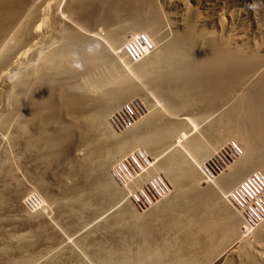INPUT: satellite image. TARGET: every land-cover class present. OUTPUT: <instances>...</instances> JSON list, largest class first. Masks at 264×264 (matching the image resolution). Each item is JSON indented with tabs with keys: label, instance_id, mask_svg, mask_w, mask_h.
Wrapping results in <instances>:
<instances>
[{
	"label": "rangeland",
	"instance_id": "rangeland-1",
	"mask_svg": "<svg viewBox=\"0 0 264 264\" xmlns=\"http://www.w3.org/2000/svg\"><path fill=\"white\" fill-rule=\"evenodd\" d=\"M67 2H71V0H42L36 16L37 19L35 18L34 20L35 24H37L33 23L34 25L32 26V30H35L33 32L35 33L34 38L32 34L31 37L33 39L30 37L28 41L22 42L24 46L21 43L20 47L19 45H16L18 48L16 46L13 47L10 50L9 62L5 67L2 66L0 68V118L3 122L6 120L5 118H8L5 121L7 123L0 121V264H106L107 262L117 261L124 254L135 253L140 248L145 251L146 248L149 249V245L152 249L157 250L167 247L168 242L182 241L186 243L187 240H193L197 244L194 243L196 246H190L191 248L187 247L191 251L183 249L182 256L187 258L199 256L198 258L200 259L202 255L207 256L205 253L208 251L205 250L212 244L211 240L217 243L219 239L226 240V242L220 244V248L218 247L215 252L211 253L210 256L208 255L209 257L200 264H264V226L257 233L260 237H256V234L255 236H248V241H243L244 243H242L239 238L228 240V236H223L222 227L217 226L218 224L213 222L214 218H212L211 222L209 219L211 217L207 219L208 221L205 219L201 220L204 217H200L199 222L201 223L196 229L193 224L191 226L187 224L186 226L187 221H185L186 223L182 221V214L184 215V213L178 209H175L170 215H164L165 217L152 218L151 226L154 229L151 227L153 231L149 234L150 237H146V242H143L145 240H143L142 234H138L139 230L135 223V215H132L133 211L143 213L152 208L155 203L165 200L173 191L178 193L169 175L155 170L153 166L155 163L165 161L177 154L181 158H183L182 155H187L188 151L185 146L174 144L175 137L161 144L159 143V145L157 144L156 147L153 146L151 149L139 144L129 148L125 152L126 154L109 157L108 149L92 153L88 152L89 145L85 140L86 133L84 132L88 129L90 122L82 116L81 118L78 117L79 119L76 118V120L72 119V124H74L73 126L76 129H74L70 137L68 136L60 144H56L57 146L53 145L51 147L50 144L47 142L45 144L41 140L42 131L40 132V126L35 122H28L30 125L27 123L25 126L27 129L22 131L25 127L22 128L24 122L21 120L24 118H20L22 115L18 116L20 113L13 111V105L4 96L6 95V86L9 82L8 77L10 75L15 77L17 72L21 71L20 73H22L25 68L27 70L30 69L32 72L35 70V73H32L34 78L31 76V82H29L26 90L28 96L25 94L26 97L24 96L23 98L27 102V97L29 98L31 95H29L30 91L33 92V88H35V85L32 89L31 86L36 83L34 80L37 70L40 68L39 65L43 63L40 59L41 56L43 59L46 53L48 54L56 49L64 50L66 46L67 48H73L72 50H77L75 54L78 56H76V59L78 58L80 61L78 63L84 64L87 60L83 43H77L75 40L73 43H76L75 45L77 46L72 45V41L65 38L63 29L59 28V24L55 20V10L65 9ZM103 2L101 23L97 20L95 21L96 24L93 22L94 25L90 24V22L86 24L79 18V14L70 15L69 18L63 14V18L67 19V21L65 19L66 23L71 22L70 25H74H71L72 27L75 28L77 26L78 32L86 36H94V38L100 40L114 56L116 52L114 53L113 50L117 51L119 55L116 56V61H119L118 65L120 66L118 76L129 77L145 88H142L141 91L144 90L147 93L149 90L148 93L150 95L143 94L142 96L143 92L141 93L140 91L141 94L134 95L128 101L122 102L120 104L122 106L118 105L116 107L117 109L125 108L126 110L128 109L127 107H134L139 111L137 118L129 120L130 123L125 127L123 124L124 120H126L124 116H121L120 120L117 119L118 123L111 117V114L117 110L115 108L114 110L110 109L106 113V119L101 122L103 127L100 125L102 129L99 130L119 132L127 128L133 121L135 122L136 119H142L147 114L161 109L160 111L163 114L165 113L166 117L176 120L183 116L182 112L187 113L188 116L184 117H191V122L197 124L192 130H189L191 125H186L187 128L184 129V132L186 134L190 133L188 135L189 138L196 137L203 144H210L217 136L215 126L220 121H224L225 112L230 107L232 108L237 101L235 100L237 94L235 95L234 93L231 96H226V98L223 97L217 101L218 105L214 104L215 106L208 108L206 113L201 114L192 107V98H190L188 104L184 105L181 102H177L178 100L175 101L176 99L172 95L167 94L168 92H164V89L163 91L159 90L161 88L153 89L147 83L141 85L144 71H138L135 68L136 65L138 66L137 63L139 61L135 63L128 62V64H131L129 66L123 62L125 58L121 49L123 43H110V38L107 34L111 30H116L120 35L127 34L126 36H129L130 31L135 29L140 31L138 33L149 31L153 36H164V38H167L166 35H172L173 31H182L186 27L191 26L189 32H192V38L196 42H201L206 37L211 40L224 39L237 44L243 56L250 54L251 47H255V55L262 57L264 56V0H103ZM70 17H72V20H70ZM146 21L149 23L147 24ZM106 35L107 37L104 38ZM67 48L65 49L67 50ZM82 50L84 51L82 52ZM231 55L235 57V55ZM105 64L107 63L105 62L104 65L102 64L100 65L101 67H98L100 73L104 69L103 73H108V67H105ZM260 69L261 73L264 74V64ZM91 76L82 74V77L80 76L76 81H80L81 85L84 84L83 86L88 88L91 83L96 82L90 81L93 78ZM94 77L98 80L97 76L94 75ZM85 81H89L88 84ZM213 86L215 88L214 91H221L219 83H214ZM149 96L151 97L149 98ZM149 101L151 105H156L155 107H160V109L153 110L152 108L155 107L151 106ZM152 101L154 102L153 104ZM146 106H148V109ZM9 107L10 109H8ZM7 110L10 114H8ZM2 116H5L3 117L5 120H2ZM18 118L19 120L17 121ZM223 121L220 125L224 127L226 124ZM225 122L227 123V120ZM53 123L47 124L46 132L48 131L47 133L49 134L56 133L57 135L55 131L58 130L59 133V127ZM35 124L38 126L36 127ZM95 130H98L97 127ZM228 140L235 142L233 141L234 139L227 138L218 148L221 149L224 144L230 142ZM132 158L141 166L143 165L144 168L153 167V170L150 168L144 169V172L136 177L137 179L130 178V182L122 185L113 177L112 173L115 172L117 174L119 172L121 174L124 172L127 174V172H130L133 175L137 164L131 160ZM107 160L109 161L108 167L105 171L100 170L98 165L104 163L103 165L105 166ZM226 168L223 171H226ZM148 171L152 173L148 175ZM260 174L264 178L262 171ZM149 180L153 181L156 187L159 186L163 189L164 193L157 196L153 189L149 191ZM197 186L203 185L201 183L195 185L190 181L184 180L180 186V193L185 195L187 192L193 191ZM137 195L139 197L138 202H135L133 201L134 196ZM144 195L150 197L151 203H148ZM156 196L158 198L154 199ZM225 202L230 204L228 200H225ZM126 205H128L129 209L126 208ZM201 227L202 230L200 229ZM145 229L147 230V227ZM234 240L236 241L234 242ZM247 242L249 245L246 244ZM145 243L148 246L143 245ZM155 244L157 247H155ZM126 251H129V253H126ZM174 256L177 257V255ZM173 258V256L169 257L168 261L166 260L167 263L169 264V260L172 262ZM202 259L204 258L202 257Z\"/></svg>",
	"mask_w": 264,
	"mask_h": 264
},
{
	"label": "bare ground",
	"instance_id": "bare-ground-1",
	"mask_svg": "<svg viewBox=\"0 0 264 264\" xmlns=\"http://www.w3.org/2000/svg\"><path fill=\"white\" fill-rule=\"evenodd\" d=\"M41 2L42 0H0V68L2 66L5 67L9 62L11 55L10 50L13 49V47L16 45L20 47V44L24 41L26 42V40L28 41L32 34L34 38L35 33L33 32L35 30H32V26L35 24V18L37 19L36 16L38 15ZM67 3L66 6L64 4L65 9H61L60 11L55 10V20L59 24V28L63 29L66 36L64 37L72 41L71 43L75 42V40L77 43H83L82 45H84L87 60L84 64L78 63L79 60L78 58L76 59L77 55L75 54L77 50H72L73 48L71 49L70 47V50H68L69 48L66 46L65 48H67V50L64 48V50L58 49V51L56 49L57 51L54 50L48 54L46 53L47 55L45 54L43 59L41 56L40 59L42 61L39 60L44 64L42 63V65H39L40 68H38L39 70H37L38 72L34 80L36 83L32 81L33 86H31V89L34 85L35 88H33V92L28 90L31 92H28L29 95H31L29 98L27 97V102H25L26 99L23 98L28 89L29 82H31L32 73L35 70L32 72L30 69H28V71L25 68L24 72H17L15 77H13V74V76L10 75L8 77L9 82L8 84L6 83L7 96H4L7 97L9 103L13 105V111L20 113L18 114V116L22 115L20 118H24L21 120L24 122L22 128H24L28 122L37 123L41 128L40 132L42 131L40 136L41 140H43L45 144L47 142L52 147L53 145H58V143L60 144L61 141L72 135V132L76 129L73 126L74 124H72V119L76 120V118H81L82 116L90 122L88 129L84 132L86 133L85 140L89 145V151H87L92 153L108 149L107 153L109 157L123 155L129 148L139 144L151 149V147H156L157 144L159 145V143L161 144L175 137V141L173 140L174 144H177V146H185L188 151L187 155H182L183 158H181L179 154H172L174 156L166 160L164 159L165 161H159L153 166L155 170L162 171L164 174L169 175L178 193L173 191L165 200L157 204L155 203L156 205L154 204L152 208L143 213L133 211L134 214L132 213V215H135V218H133L136 219L135 223L140 231H138V234L140 233L143 235V240H145L154 229L153 226H151L152 218L170 215L175 209L184 213V215L182 214L184 218H182V221H184V223L187 221L186 226L187 224L190 226L193 224L195 229L198 227L199 223H201L199 222L200 217H204L201 220H207L211 217L209 218L210 221L214 218L213 222L218 224L217 226L222 227L221 231H223V236H228V240L239 238L240 242L244 243L243 241H248V236H255L256 234V237H260L257 233L264 226V218L261 219L263 222L259 220L262 223L259 221H254L253 223L247 222L238 212L234 202L228 196V193L242 179L252 174L250 171L255 170L254 173H259V171L264 173V74L261 73L260 69L264 64V56L261 57L259 55L257 57L255 55V47H251L249 51L250 54L243 56L237 44L224 39L211 40L206 37L203 38L204 40L202 39L203 41L196 42L193 40L194 38H192V32H189L191 26L186 27V29L182 31H173L171 33L172 35H166V39L164 36L156 37V35L153 36L151 32L144 31L142 33L147 35L151 43V49L147 50L144 55L141 56V58L144 57L142 60H140V58L138 60L139 62L136 61L138 62V66L136 65L137 67L135 66V68H137L138 71H144V78L141 79V85L147 83L150 84V87L153 89L161 88L159 90L162 91L164 89V92H168L167 94L172 95V97L176 99L175 101L178 100L177 102H181L184 105L188 104L190 98H192V107L201 114L206 113L208 108L210 109L211 106H215L214 104H217V101L223 97L226 98V96H231L234 93L235 95L237 94L235 99L237 101L232 108H229L230 110L227 108L228 111L225 112L226 116L223 115L224 121H222L226 125L223 127L220 125V123H222V121H220V123L215 126L217 136L208 145L203 144L196 137L189 138L188 135L190 133L186 134L184 132V129L187 128L186 125H191L189 130H192L197 124L191 122L192 118L190 116V118L184 117L187 113H181L183 114V116H181L183 120L181 121L180 117V119L178 118L179 120L169 118L164 115L165 113L163 114L160 111V107H157L160 110H156V105H151L150 101V105L155 107L152 108L156 110L155 112L153 111L147 114L142 119H136V121H133L127 128L123 130L120 129L121 131L119 132L113 131L112 129H110L112 131H101L99 130L102 129L100 128L101 122L106 119V113H108L110 109L114 110L122 102L128 101V99L134 95H139L142 92V96L143 94H149V86L147 88L148 91L146 90L147 93H145L144 90L141 91L144 87H141L139 83L137 84L129 77L118 76L120 66L118 65L119 61H116V56L119 55V53L113 50L114 53L116 52L114 56L100 40L94 38V36H86L78 32L79 30L76 29L77 26L75 28L72 27L74 25L71 24V26V22H67L69 23L67 24V19L63 18V14L64 16L66 15V17L68 16V18L70 15L79 14V18L86 22V24L89 22L93 24V22L97 20L100 22L103 13V0H71V2ZM72 17H70V20H72ZM148 23L149 22H147V24ZM138 32L140 31L134 29L130 31L129 36H126L127 34L120 35L116 30H111L107 35L110 38V43H123L129 37H135L140 34ZM97 34L99 33L97 32ZM107 35L104 38H106ZM68 43L70 44V42ZM75 44L73 43L72 45ZM76 46L77 45H75V47ZM83 51L84 50H82V52ZM231 54L235 55V57ZM105 62L107 63L105 67H108V73H103L105 69L101 70L103 72L100 73L98 67H101L100 65L102 64L104 65ZM123 62L128 66L131 65L128 64L125 58ZM96 71L99 72L97 75ZM82 74L92 75L93 78L90 81L96 82L91 83L90 87L88 86V88H85L83 86L84 84L81 85V83H79L80 81H76L77 78L80 76L82 77ZM94 75L97 76L98 80L95 79ZM32 78L34 77L32 76ZM88 82L89 81L86 83L88 84ZM212 83H219L221 91H214L215 88ZM152 94L154 95L153 90ZM26 96L28 95L26 94ZM150 97L151 96H149V98ZM153 103L152 101V104ZM181 103L179 104L181 105ZM10 107L8 109H10ZM146 107L148 109V106ZM8 114L10 113L8 112ZM5 116H2V118ZM223 116L221 117L223 118ZM225 118L227 123L225 122ZM5 119L7 120L8 118ZM5 119L3 118L2 120ZM18 120L19 118L17 121ZM51 122H54L55 124H53L59 127V133L58 130L55 131L57 135L56 133H53L55 134L53 135L47 133L48 131L46 132L47 124ZM37 124H35L36 127L38 126ZM102 125L101 127H103ZM96 127L98 130H95ZM26 129L25 127L22 131ZM227 138L234 139L233 141L240 145L242 153L228 164L226 171L217 173L216 176L209 180L204 178L201 174V170L207 165V162L209 163L210 159L218 154L220 150L218 146H221ZM103 164L104 163H101L98 167L100 170L105 171L109 161L107 160L106 167ZM149 168L152 169L153 167ZM256 170L259 171L256 172ZM151 173L148 171L147 174L150 175ZM184 180L190 181L195 185L201 183L203 186H197L193 191L181 195L180 186ZM204 182L210 184H205ZM225 200H228L230 204L226 203ZM128 205H126L127 209H129ZM146 227L147 230L145 229ZM200 229L202 230V227ZM205 233L207 234V232ZM219 241L217 240L216 243L211 240L212 244L208 241L211 245L208 244L209 248L205 250L208 251L205 253L207 256L202 255L204 259H202V257L199 259V256H191L188 258L182 256L184 250L187 249L188 246H196L195 244H197L193 242V240H187L186 243L182 241L168 242L167 247L164 249H152L149 245V249L145 247V251L143 248V251H141L142 249L140 248L141 250L139 249L135 253L126 251L129 255H121L122 257L117 259V261L107 262L106 264H135L140 262L146 264H168V258L172 256L174 260H172V262L169 260V264H200L202 261L206 260L211 253L215 252L220 244L226 242V240L223 239H219ZM235 241L236 240H234V242ZM143 242H146V240ZM249 243L251 242L249 241ZM146 244L147 243L143 245ZM246 244L249 245L248 242ZM155 247H157L156 244ZM187 250L191 251L189 248ZM174 255H177V257Z\"/></svg>",
	"mask_w": 264,
	"mask_h": 264
},
{
	"label": "built area",
	"instance_id": "built-area-1",
	"mask_svg": "<svg viewBox=\"0 0 264 264\" xmlns=\"http://www.w3.org/2000/svg\"><path fill=\"white\" fill-rule=\"evenodd\" d=\"M122 52L125 59L128 62H136L138 61L142 55L147 50L151 49V43L146 34L140 33L135 37H129L123 42ZM126 110L125 108H119L111 114V117L115 122L117 119L120 120L121 116L126 119L124 120V127L130 123L129 120H133L137 118V114L139 111L134 107ZM129 121V122H127ZM127 122V123H126ZM118 123V122H117ZM123 127V128H124ZM242 153L240 146L236 142H227L212 159H210L209 163L207 162L206 166L201 170V174L206 179H211L216 176L217 173L223 171L230 162H232L235 158H237ZM135 162V169L133 171V175L136 174L135 177L130 172L121 174L118 172L117 174L112 173L113 177H115L122 185L126 182H130V178H136L144 172V166L138 164L133 158L131 159ZM202 169V168H201ZM257 172V171H256ZM247 177L242 179L238 184H236L228 193V196L234 202L235 207L238 212L243 216L247 222L259 221L264 218V178L258 173L250 172ZM137 179V178H136ZM148 184L149 191L152 189L155 191L157 196L164 193L163 189L159 186L156 187L154 182L149 180ZM146 196V195H144ZM155 197L154 199L158 198ZM138 195L134 196L135 202H138ZM148 203H151L150 197L146 196ZM260 222V221H259Z\"/></svg>",
	"mask_w": 264,
	"mask_h": 264
}]
</instances>
